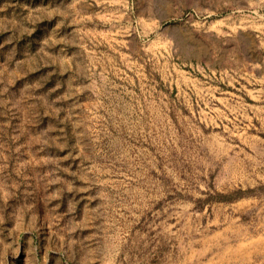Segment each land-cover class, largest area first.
Wrapping results in <instances>:
<instances>
[{
    "label": "rangeland",
    "instance_id": "rangeland-1",
    "mask_svg": "<svg viewBox=\"0 0 264 264\" xmlns=\"http://www.w3.org/2000/svg\"><path fill=\"white\" fill-rule=\"evenodd\" d=\"M0 264H264V0H0Z\"/></svg>",
    "mask_w": 264,
    "mask_h": 264
}]
</instances>
